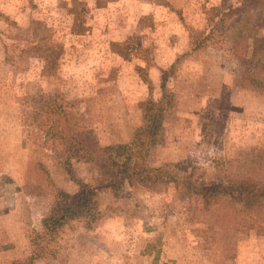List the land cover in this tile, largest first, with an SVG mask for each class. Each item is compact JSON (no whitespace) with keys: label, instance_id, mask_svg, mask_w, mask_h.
Instances as JSON below:
<instances>
[{"label":"rangeland","instance_id":"1","mask_svg":"<svg viewBox=\"0 0 264 264\" xmlns=\"http://www.w3.org/2000/svg\"><path fill=\"white\" fill-rule=\"evenodd\" d=\"M240 1L0 0V251L16 245L26 260L38 239L34 264H264V236L237 233L174 183L96 186L56 239L37 237L64 194L99 184L84 145L141 137L165 69L148 164L211 186L264 148V91L242 83L235 50L244 39L253 50L241 33L264 36V0L233 23ZM35 28L59 48L52 71L21 53Z\"/></svg>","mask_w":264,"mask_h":264},{"label":"trees","instance_id":"2","mask_svg":"<svg viewBox=\"0 0 264 264\" xmlns=\"http://www.w3.org/2000/svg\"><path fill=\"white\" fill-rule=\"evenodd\" d=\"M107 1L97 0V3L105 5ZM261 1L241 0L238 2L228 12L234 17L233 23L241 20L247 11L263 8L264 4L260 6ZM39 29H34L33 44L27 46L21 53L38 54L44 58L46 69L52 71L58 65L59 48L54 44L44 46L42 42L45 37L37 35ZM259 31L257 29L251 34L241 33L242 36L253 40L254 46L250 54L247 50L250 44L245 42L246 39L238 44L245 52L240 55L238 46L235 50L238 59L244 65L242 83L264 91V63L261 64L262 59L259 60L257 57L264 48V43L261 42L264 36H261ZM46 45H49V42ZM200 45L201 43L196 42L194 49ZM262 56L264 57V54ZM170 71L171 69L163 71L161 82L163 95L151 103L152 112H149L139 139L131 143L110 146H102L91 140L89 144L83 146V155L91 159L98 168L101 176L99 184L82 183L77 193L64 194L61 200L56 202L51 215L44 220V230L43 233L37 234L38 238L56 239L58 231L64 224L88 209L96 193V186H110L118 189L125 183L146 188L174 183L182 195L189 198L196 197L203 206V210L212 212L219 221H226L229 227L237 233H255L264 236V148H260L254 157L242 163L233 173L226 174L221 182L211 186L195 183L191 175H178L166 167H155L148 164L149 150L162 138L160 130L167 110L165 105L169 99L167 80ZM74 149L76 154H79L80 148L73 147ZM34 245L38 248L30 258L14 260L7 264H34L36 256L44 253L38 239L34 240Z\"/></svg>","mask_w":264,"mask_h":264},{"label":"crops","instance_id":"3","mask_svg":"<svg viewBox=\"0 0 264 264\" xmlns=\"http://www.w3.org/2000/svg\"><path fill=\"white\" fill-rule=\"evenodd\" d=\"M18 246H13L9 249L0 251V263H8L11 260L19 258L21 255L17 253Z\"/></svg>","mask_w":264,"mask_h":264}]
</instances>
